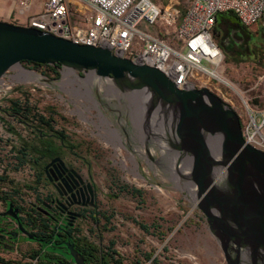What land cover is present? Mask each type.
I'll return each instance as SVG.
<instances>
[{
	"label": "water",
	"instance_id": "obj_1",
	"mask_svg": "<svg viewBox=\"0 0 264 264\" xmlns=\"http://www.w3.org/2000/svg\"><path fill=\"white\" fill-rule=\"evenodd\" d=\"M23 60L60 63V76L26 69ZM12 68L49 88L75 90L119 144L133 143L135 155L163 163L203 215L227 264H264V150L246 143L239 116L221 97L207 87L178 89L161 70L106 47L0 20V79ZM63 244L74 264H85L72 243Z\"/></svg>",
	"mask_w": 264,
	"mask_h": 264
},
{
	"label": "rangeland",
	"instance_id": "obj_2",
	"mask_svg": "<svg viewBox=\"0 0 264 264\" xmlns=\"http://www.w3.org/2000/svg\"><path fill=\"white\" fill-rule=\"evenodd\" d=\"M153 2L159 6L173 5L181 12L188 6V0ZM41 3L36 0L25 15L39 13ZM25 15L21 16V21ZM7 21L12 22L11 19ZM139 27L165 39L169 36L166 30H172L161 23L142 22ZM247 29L251 35V47L264 55V33L257 25L247 26ZM203 63L208 64L205 60ZM33 71L41 74L36 69ZM218 71L228 84L213 81L208 88L233 108L242 124L250 111L258 116L264 110V68L257 67L251 60L234 62L227 59L224 52ZM16 72L14 69L13 75ZM19 86L21 88L17 90ZM64 87L67 89L69 85ZM71 93L49 88L22 75L13 79L10 85L0 86V174L6 175L18 187L17 204L26 207L36 200V196L44 197L48 189L44 180L38 185L35 183L38 166L31 160L22 163L19 158L23 146L34 145L37 139L30 127L3 111L8 109L9 99H18L22 103L28 100L29 105L44 114H47V107H52L55 111L54 127L63 129L68 142L73 145L61 149L62 155L94 183L97 220L89 217L80 221L77 224L80 237L96 245L102 243L104 252L110 251L108 247L113 241L111 248L122 258L123 264H227L203 215L186 198L184 188L174 182L164 164L147 155L142 156L143 153L135 155L131 150L133 143L125 144L127 148L119 144L108 125L87 111ZM55 143L59 144L56 139ZM135 143L142 145L138 138ZM29 150L28 158H31L33 152L31 148ZM131 154L135 155L136 163ZM123 184L140 189L142 194L133 196L119 190ZM102 212L109 218L103 217ZM138 221L149 225L147 232L139 227ZM37 248L35 242L17 240L11 243V247L0 249V264H33L35 259L31 254ZM146 253L152 254L150 259L146 258Z\"/></svg>",
	"mask_w": 264,
	"mask_h": 264
},
{
	"label": "built area",
	"instance_id": "obj_3",
	"mask_svg": "<svg viewBox=\"0 0 264 264\" xmlns=\"http://www.w3.org/2000/svg\"><path fill=\"white\" fill-rule=\"evenodd\" d=\"M35 1L14 0L12 23L106 47L161 70L178 89L208 88L213 81L228 84L218 71L224 56L216 40L219 14L231 12L242 26L257 25L264 33V0H188L183 12L153 0H41L39 13L25 15ZM142 22L172 30H166L165 39L143 31ZM258 114H247L242 133L246 143L264 150V110Z\"/></svg>",
	"mask_w": 264,
	"mask_h": 264
},
{
	"label": "flooded vegetation",
	"instance_id": "obj_4",
	"mask_svg": "<svg viewBox=\"0 0 264 264\" xmlns=\"http://www.w3.org/2000/svg\"><path fill=\"white\" fill-rule=\"evenodd\" d=\"M216 27L218 30L217 43L226 54H232L242 50L244 47L248 46L251 40V35L247 27L235 23L234 19H218ZM38 64L39 65H34L32 61H21V65L26 69H36L42 75L51 79L56 80L59 78L60 63H55L54 65ZM52 69L59 75H56ZM13 70L14 68L8 70L1 77L0 86L10 85L13 79H16L18 75H22L19 70L13 75ZM20 88L19 86L16 89L20 90ZM21 93H24V91L21 90ZM71 94L75 95L74 98L78 100L81 105H84L87 111L89 110L93 112L94 115H97V110L89 101L77 94L75 90L72 91ZM26 95H28V93H26ZM19 102L22 103L21 101ZM8 109H3V111L10 115L7 112ZM12 117L24 126L30 127V130L37 139L35 141L36 145L28 144L25 146L28 149H32L33 154L29 159L34 161L31 160L33 164H37L39 168L37 175L41 174L44 185L47 187L48 191L44 197H40V200L35 197L36 200L26 207L17 204L15 200L10 201L7 199L5 202L0 201V249L9 248L11 247V243L20 239L30 240L37 243L40 251L48 257L46 259L53 258L50 260L55 264H58L56 262L57 259L61 260L64 264H74L72 259L67 255L68 250L65 248L63 242H69V240H71L69 243H72L80 254L82 253L81 250L75 246L76 238H83L79 236L77 224L80 221L87 220L89 217H96L97 194L95 185L89 176L80 172L71 160L62 155L61 149H69L72 148L73 145L69 142H63L46 129L39 132V130H36L32 125H26L21 122L20 118L17 119L15 116ZM55 139L59 142L58 145L55 143ZM42 142H44L45 146L42 145ZM46 148H49L47 154L37 159L41 151ZM9 203H11V207H9ZM29 212L34 213L37 218L39 217L46 220L49 224L52 233L50 241H60L62 244L55 245L54 249L48 250L45 243L48 239H46V237H39L37 233L40 222H37L36 226H33L27 220L26 213ZM14 215H17L18 218H15ZM20 225L26 231L33 234L34 237L29 239L27 235L21 231ZM96 247L98 248V255L107 254V252L103 251L102 243L97 244ZM56 249H58V251ZM114 255L118 256V253L116 252ZM85 260L86 259H84V261ZM85 264H89L88 261H85Z\"/></svg>",
	"mask_w": 264,
	"mask_h": 264
},
{
	"label": "trees",
	"instance_id": "obj_5",
	"mask_svg": "<svg viewBox=\"0 0 264 264\" xmlns=\"http://www.w3.org/2000/svg\"><path fill=\"white\" fill-rule=\"evenodd\" d=\"M225 14H228L229 16L226 17ZM225 17L234 19L235 23L240 24L236 16L231 12L219 14L217 17V20L218 19L223 20L225 19ZM215 29L217 30L216 26H215ZM250 43L251 42H249L248 46L244 47L242 50H239L232 54H226V58L234 62L251 60V62H254L257 67L263 69L264 68V55L258 54L253 49V47H251ZM32 63H34V65H39L36 62H32ZM55 74L59 75L57 72H55ZM7 112L10 115L15 116L17 119L20 118L21 122H23L24 124L32 125L33 127L36 128V130L38 129L39 132H42L43 129H46L47 131L52 132L54 136H56L63 142H68V136L65 133V131L63 129H55L54 127L53 115L55 114V111L52 107H47V114H44V113L39 112L35 106L29 105L27 100H25L24 103H20L18 100L9 99V109L7 110ZM241 126H242V123H241ZM42 145L45 146L44 142H42ZM29 151L30 150L26 146H24V148L21 151V156L19 157L22 163L32 160L28 158ZM48 151H49V148L42 150L37 159H39L40 157H44ZM41 180H42L41 174H38L35 180L36 184L38 185L39 183H41ZM5 186L7 187V189H5ZM24 186L26 188H31L35 190L34 187H30L29 185H24ZM119 190L126 191L133 196H140L142 194V191L140 189L135 188V187H130L127 184L120 185ZM19 192L20 191L18 190V187H15L14 182L11 179H9L4 174H0V201L5 202L7 199H9L10 201L11 200L14 201L15 196L17 197L19 195ZM36 199L40 200V197L36 196ZM101 215L105 217L106 219L109 218V216L106 215L104 212H102ZM26 218L28 222L32 224L33 226L34 225L36 226L37 222H40V227L37 233L39 234L38 235L39 237H46V239H48L45 242L47 245L46 247H50L51 249H54L55 245L61 244L60 241L58 242L50 241L52 237V233H51V228L49 224L46 222V220L39 218V217L37 218L34 215V213H31V212L26 213ZM92 218L95 221L97 220L95 216H92ZM137 223L141 229L145 230L146 232L148 231L149 229L148 224L140 222V221H138ZM152 226L157 227V225L154 223H152ZM69 242H71V240H69ZM110 244L112 246L113 241H111ZM75 246L81 250L82 252L81 256L84 259H86L85 261H88L89 264H98V263L123 264L122 258L120 256L114 255L116 254V251L112 250L111 246L108 247V250L110 251L107 252V254L101 255V256L97 254L98 248L96 247V245H94L92 242L84 238L77 237ZM145 256L146 258L149 259L152 256V254L146 253ZM31 258L35 259V262L33 264H55L52 260H50L53 258L46 259L48 257L46 256V254L40 251V248L32 251ZM0 262H2V259H0Z\"/></svg>",
	"mask_w": 264,
	"mask_h": 264
},
{
	"label": "crops",
	"instance_id": "obj_6",
	"mask_svg": "<svg viewBox=\"0 0 264 264\" xmlns=\"http://www.w3.org/2000/svg\"><path fill=\"white\" fill-rule=\"evenodd\" d=\"M14 0H0V14L3 15V17H0V20L7 21L9 19H13L14 12L12 11V4ZM8 10H7V7Z\"/></svg>",
	"mask_w": 264,
	"mask_h": 264
}]
</instances>
